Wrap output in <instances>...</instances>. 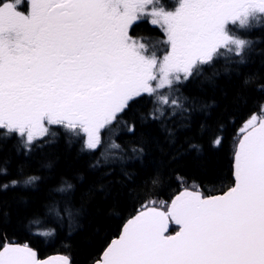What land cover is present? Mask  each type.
Returning <instances> with one entry per match:
<instances>
[{
	"label": "snow or ice",
	"instance_id": "1",
	"mask_svg": "<svg viewBox=\"0 0 264 264\" xmlns=\"http://www.w3.org/2000/svg\"><path fill=\"white\" fill-rule=\"evenodd\" d=\"M257 14L264 19V0H179L174 11L153 0H0V138L27 152L63 135L81 152L98 151L97 168L141 159L150 126L206 111L184 88L206 69L217 75L218 60L244 62L247 42L227 26L245 27ZM143 19L163 34L162 55L130 35ZM121 133L141 145L130 156L115 142ZM212 143L220 147L224 137ZM229 163L219 190L185 185L167 200L145 195L89 264H264V102L241 118ZM72 189L63 181L42 206L70 231L84 211ZM0 264L71 261L41 258L31 239L0 236Z\"/></svg>",
	"mask_w": 264,
	"mask_h": 264
},
{
	"label": "trees",
	"instance_id": "2",
	"mask_svg": "<svg viewBox=\"0 0 264 264\" xmlns=\"http://www.w3.org/2000/svg\"><path fill=\"white\" fill-rule=\"evenodd\" d=\"M153 3L172 11L179 0ZM150 26L148 19L140 20L130 35L157 34ZM228 30L246 40L244 62L218 60L217 75L206 69L204 76L189 83L185 94L198 105H206V111L192 112L187 119L177 117L163 128L150 126L141 159L97 168L92 165L98 151L94 155L81 152L79 142L70 144L63 135L49 137L54 142L39 143L27 152L16 139L0 138V236L17 243L31 239L41 258L64 255L71 264H89L114 238L122 216L132 212L133 204L138 207L145 195L167 200L185 185H196L203 192L225 187L235 129L250 109L258 110L264 102V19L257 14L245 27L236 25ZM238 97L244 103L237 105ZM217 136L224 137L220 147L212 143ZM114 139L129 156L132 147H141L124 133ZM106 142L110 141L106 138ZM29 177H36L35 183L24 185ZM12 180L19 184L13 187ZM63 181L73 185L74 205L84 208L71 231L66 220L61 224L54 216H45L42 207L59 196L55 189ZM4 184L9 185L7 190ZM38 208L41 211L36 213ZM44 232L54 235L44 237Z\"/></svg>",
	"mask_w": 264,
	"mask_h": 264
},
{
	"label": "rangeland",
	"instance_id": "3",
	"mask_svg": "<svg viewBox=\"0 0 264 264\" xmlns=\"http://www.w3.org/2000/svg\"><path fill=\"white\" fill-rule=\"evenodd\" d=\"M149 8H151V5H149ZM139 22V21H137ZM136 22V23H137ZM151 23L149 22V25ZM151 28H156L158 30L157 34H144L139 37H133L135 40H137L139 43H143L146 45V47L149 50V54L155 53L156 55H162L163 53V45L159 43V41L163 40V34L160 32L159 27L156 25L150 26Z\"/></svg>",
	"mask_w": 264,
	"mask_h": 264
},
{
	"label": "water",
	"instance_id": "4",
	"mask_svg": "<svg viewBox=\"0 0 264 264\" xmlns=\"http://www.w3.org/2000/svg\"><path fill=\"white\" fill-rule=\"evenodd\" d=\"M57 256H63V255H52V256H49V257H57ZM48 257L46 258H43V259H47Z\"/></svg>",
	"mask_w": 264,
	"mask_h": 264
}]
</instances>
